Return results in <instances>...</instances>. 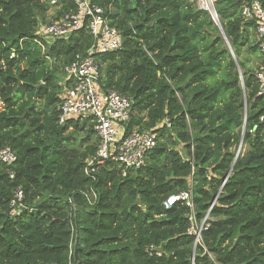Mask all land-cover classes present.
Returning <instances> with one entry per match:
<instances>
[{"label": "trees", "instance_id": "obj_1", "mask_svg": "<svg viewBox=\"0 0 264 264\" xmlns=\"http://www.w3.org/2000/svg\"><path fill=\"white\" fill-rule=\"evenodd\" d=\"M90 1L122 40L94 56L101 91L132 100L128 131L153 130L156 147L139 169L123 175L106 163L95 182L86 178L97 139L85 122L57 125V68L84 56L91 36L39 35L74 11L70 0H0V148L16 155L13 180L0 166V264H211L205 252L218 264H264V97L252 65L260 59L256 24L240 13L245 0L215 2L224 36L196 0ZM17 185L26 209L12 218ZM90 187L93 206L83 196ZM189 189L196 222L207 216L195 249L191 211L163 205ZM150 246L161 256H150Z\"/></svg>", "mask_w": 264, "mask_h": 264}, {"label": "built area", "instance_id": "obj_2", "mask_svg": "<svg viewBox=\"0 0 264 264\" xmlns=\"http://www.w3.org/2000/svg\"><path fill=\"white\" fill-rule=\"evenodd\" d=\"M74 5L73 12L64 13L57 20L41 27L39 35L51 41L66 39L75 32L85 29L92 39L91 46L84 56H76L69 64L61 68L64 76L61 103L57 106V125L64 126L69 120L85 122L93 127L97 144L94 154L84 161L83 175L95 182L101 168L112 163L125 175L128 170H136L144 166L147 154L156 147L157 134L153 130L132 129L127 127L131 119L132 100L117 91H101L99 86L100 72L95 55H103L117 51L122 44L121 36L116 28L108 23L104 10L91 3L90 0H70ZM217 0H196L197 8L206 11L213 22L218 20L214 10ZM49 7H56L60 0H39ZM241 17L253 20L255 40L260 56V65L256 73L258 96L264 97V7L258 0H245L241 6ZM13 56V55H12ZM264 124V116L259 118ZM169 127V124H167ZM249 133H252L251 131ZM245 146L240 142L235 157L242 155ZM16 162L15 153L8 147L0 148V166L6 168L9 180L14 179L11 169ZM225 181L223 182V184ZM89 206H93L97 195L93 187L83 193ZM176 202H182L191 211L188 216L190 227L188 235L194 237V249L202 245L201 234L207 229L205 220L198 224L193 213L191 189L176 196H170L164 202L169 209ZM71 204V201H69ZM10 217H15L26 209L25 195L21 186L17 185L8 203ZM75 208L72 206V213ZM146 252L151 256H161L154 246ZM211 264H218L213 257L205 252Z\"/></svg>", "mask_w": 264, "mask_h": 264}, {"label": "rangeland", "instance_id": "obj_3", "mask_svg": "<svg viewBox=\"0 0 264 264\" xmlns=\"http://www.w3.org/2000/svg\"><path fill=\"white\" fill-rule=\"evenodd\" d=\"M196 6H197V3H196ZM46 41H49V39H45ZM257 55V54H256ZM260 60V59H259ZM261 61V60H260ZM260 61H259V63H260ZM255 62H256V59H254L253 57H252V65L254 64L255 65ZM57 77H58V82L59 83H63L64 82V77H63V75H62V73L60 72V68L58 67L57 68ZM2 105L0 104V109L2 108L1 107ZM71 132H73V130L72 129H70L69 131H68V134H70ZM81 135L79 136V135H77L76 136V141L77 142H79L80 140H82L86 135H85V133H83L82 134V132L80 133Z\"/></svg>", "mask_w": 264, "mask_h": 264}, {"label": "water", "instance_id": "obj_4", "mask_svg": "<svg viewBox=\"0 0 264 264\" xmlns=\"http://www.w3.org/2000/svg\"><path fill=\"white\" fill-rule=\"evenodd\" d=\"M214 24L218 27V29L221 31V34L223 35V31H222V29H221V26H220L218 20L215 21ZM223 36H224V35H223ZM224 39H225V37H224ZM227 44H228V43H227ZM230 51H231V50H230ZM231 53H232V52H231Z\"/></svg>", "mask_w": 264, "mask_h": 264}, {"label": "crops", "instance_id": "obj_5", "mask_svg": "<svg viewBox=\"0 0 264 264\" xmlns=\"http://www.w3.org/2000/svg\"><path fill=\"white\" fill-rule=\"evenodd\" d=\"M257 57L259 58V55H257ZM259 61H260V60L258 59V62L255 63V65H254L255 67H257V69L259 68V65H260Z\"/></svg>", "mask_w": 264, "mask_h": 264}]
</instances>
